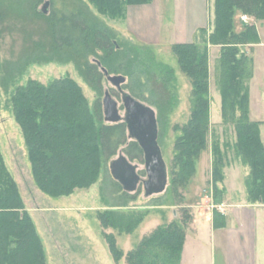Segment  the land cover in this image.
Here are the masks:
<instances>
[{
  "label": "trees",
  "instance_id": "obj_1",
  "mask_svg": "<svg viewBox=\"0 0 264 264\" xmlns=\"http://www.w3.org/2000/svg\"><path fill=\"white\" fill-rule=\"evenodd\" d=\"M80 1L73 5L63 1L61 8H53L46 17L51 50L46 52L43 41L35 42L36 52L48 56L41 58L35 53L34 57L26 60V67L43 63L45 59L50 61L49 56L65 55L71 57L86 83L96 93L103 94L105 75L102 69H105L110 75L122 73L127 76L123 90L144 104L155 105V94L150 84L157 78L143 62L153 61L146 59L139 48L128 49L120 44L117 34L88 13L87 5ZM153 2L87 0L100 16L116 22L127 18L128 8ZM214 8L210 33L202 29L201 40L173 46L178 64L191 82L192 94L188 123L174 128L179 135L174 145L171 188L177 192L189 186L197 173L201 155L208 149L209 138L213 136L211 153L215 205H220L226 194L223 183L230 152L247 172L244 184L249 203L264 205V143L261 123L250 118V82L254 77V67L253 59L245 48L258 44L260 38L254 24H246L243 31L237 32L236 22L238 12L255 21H264V0H215ZM36 15L44 16L41 13ZM205 35L208 37L205 38ZM209 45L220 48L217 84L221 96V117L224 124L234 127V143L222 144L211 132ZM91 57L97 60L91 62ZM2 82L7 85L6 79ZM163 90L165 93V88ZM6 94V110L21 129L33 181L46 196L60 199L71 197L77 191H89L99 183L105 162L118 155L122 148L123 154L132 161L144 162V152L137 142L129 139L127 125L107 124L103 102L98 99L91 105L83 88L74 79L66 77L48 85L31 79L25 85H14L12 91H6ZM167 97L168 93L161 95V99L167 100ZM166 103L168 109L160 108L161 118L167 117L175 106L172 98ZM125 196L132 201L136 199V196L131 197L127 193ZM119 208L109 206L97 213L100 226L105 231L103 237L115 263L119 264L125 258L128 264H181L187 226L192 221L187 210H184L181 222L159 226L125 254L118 247L117 237L106 231H118L121 236L132 234L149 213L129 214L119 212ZM215 216V228L225 227V218L217 210ZM0 264H48L43 240L1 149Z\"/></svg>",
  "mask_w": 264,
  "mask_h": 264
},
{
  "label": "rangeland",
  "instance_id": "obj_2",
  "mask_svg": "<svg viewBox=\"0 0 264 264\" xmlns=\"http://www.w3.org/2000/svg\"><path fill=\"white\" fill-rule=\"evenodd\" d=\"M63 1L68 2L69 5H73V3L79 4L77 0H0V149L8 169L20 185L26 207L30 211L43 240L48 255V264H118L112 259L107 242L103 237L105 231L100 226L97 213L105 211L109 206H118L120 207L119 212L129 214L149 213L144 222L132 234L121 236L118 231H106L107 234H114L117 237L118 247L125 254L132 251L144 237L152 234L159 226L168 225L175 221L181 222L184 217V210H187L192 217L191 223L187 226V232L189 233L197 216L195 214L196 209L189 206L199 204V206L205 207L206 210V208L209 209L211 206L207 200L211 197L213 199L210 185L212 177L210 159L213 136L209 138L207 151L200 157L198 175L196 174L191 179L186 189H179L177 192L173 191L171 188V168L174 157V145L179 135L174 128L176 126L182 127L188 123L191 114L192 94L191 82L182 72L178 59L173 52V46L180 44L175 40V29L174 32L169 33L167 26H165L163 38L159 44L142 42V40L140 41L139 38L134 37L126 29V19L119 22L109 20L100 16L96 9L87 3V0H81L80 2L87 5L89 12L85 8L84 10L97 17L114 31L120 44H123L128 49L134 48L136 50L139 48L140 53L146 59L150 58L153 61V63L148 60L143 62L148 66V71L157 78L156 80L153 79L154 81L150 84V89L155 94V105L145 104L153 108L157 113L159 145L168 166L169 184L163 194L149 198L145 197L143 184H141L136 193L125 192L122 186H119V183L114 180L110 170L111 162L118 158L120 153H123L122 148L118 155L105 162L99 183L89 191H77L71 197L60 199L44 195L33 181L21 129L13 116L6 110L8 101L6 91H12L14 85H25L31 79L48 85L55 80L69 77L83 88L91 105H94L98 99L103 102L105 92L111 91L113 97L119 102V107L123 106L117 89L112 87L106 77L103 83L104 91L100 95L86 83L82 72L71 60V57L53 55V58L49 56L50 61L45 59L43 63L31 64L26 67V60L28 61L31 56L34 57L35 53L39 54L38 56L41 55V58L48 56L36 52L34 44L41 40L45 44L46 52L51 50L50 36H48L49 26L46 17L51 14L54 7L61 8ZM156 1V5L161 12V18H158L161 22V27L162 23L165 25V22L170 20L167 12L173 14L174 18L178 4L187 0ZM189 1L193 3L195 10L197 0ZM46 4L49 5L46 6ZM208 8H211L212 14L214 0H208ZM36 13H41L44 16L38 17ZM175 25L176 20L172 23L173 28ZM212 27L210 25L205 29L209 30L208 32L210 33L213 29ZM201 30L197 33V41L203 38ZM204 37L207 38L208 35ZM212 47L209 45L212 97L211 132L221 140L222 144L227 142L234 143V127L224 124L221 117V96L217 84L220 74V48L217 47L213 50ZM210 49L212 51L211 55ZM247 52L249 53L250 50H247ZM95 60L97 59L94 57L90 58L91 62ZM158 65H161V67ZM116 75L125 76L122 73ZM125 77L128 78L127 76ZM5 79L7 85H3L2 80ZM164 88L166 90L165 93H168L167 100L161 99V95L165 94ZM263 93L264 79L261 73V79L255 87L254 119L264 120V103H261L259 99L260 96L264 98ZM169 95L170 98L174 99L175 106L167 117L161 118L159 117L160 108L168 109L166 101L170 99ZM121 115L125 116L124 110H121ZM260 132L264 143V123L260 126ZM131 162L138 166L140 176L146 180L145 162L140 160H131ZM235 162L234 154L230 152L225 173L227 174V182L231 183L230 189L233 190L234 195L235 190H239L242 179L244 180L247 176L246 170ZM236 164L240 168L235 169L237 167ZM235 183L239 186H235ZM125 193L131 197L136 196V199L134 201L128 199ZM129 214L126 215L130 216ZM119 264L128 263L124 258Z\"/></svg>",
  "mask_w": 264,
  "mask_h": 264
},
{
  "label": "crops",
  "instance_id": "obj_3",
  "mask_svg": "<svg viewBox=\"0 0 264 264\" xmlns=\"http://www.w3.org/2000/svg\"><path fill=\"white\" fill-rule=\"evenodd\" d=\"M156 4L157 1L154 0L150 5L128 8L126 29L142 42L159 44L167 26L169 33L174 32L175 29V40L178 43H192L197 41L199 30L213 26L215 8L212 9L211 14L208 0H197L195 10L189 0L179 3L174 18L173 14L167 12L170 20L165 22V25L162 23L161 27L158 19L161 18V12ZM175 20L176 25L173 28L172 23ZM236 22L237 32L243 31L246 24H254L259 33V43L245 48L250 50L254 67V77L250 82V118L254 122L263 124L264 120L254 119V106L255 87L261 79V73L264 79V21H255L238 12ZM212 48L214 50L217 47ZM259 99L264 103L262 96ZM212 160L211 153V174ZM198 166L199 162L197 175ZM236 168H240L239 165ZM226 177L225 173L223 186L226 194L220 205H215L211 197L207 200L211 205L209 209L205 210V207L199 204L189 206L196 209L197 216L187 234L181 264H264V205L249 203L243 179L240 186L235 183V186H239V190H235L234 195L233 190L230 189L231 183L227 182ZM16 182L18 183L17 180ZM210 185L213 192L212 177ZM215 210L225 218V227L215 228Z\"/></svg>",
  "mask_w": 264,
  "mask_h": 264
},
{
  "label": "water",
  "instance_id": "obj_4",
  "mask_svg": "<svg viewBox=\"0 0 264 264\" xmlns=\"http://www.w3.org/2000/svg\"><path fill=\"white\" fill-rule=\"evenodd\" d=\"M102 72L112 87L120 93L123 105L119 107V102L111 92L106 91L103 100L105 122L112 125L120 123L127 125L129 139L137 142L144 152L147 179L144 180L140 176L138 166L123 153L111 162V174L127 193H136L143 184L145 197L161 195L168 187L169 172L159 145L157 113L123 90L127 82L125 76H112L105 69H102ZM121 110H124L125 116L121 115Z\"/></svg>",
  "mask_w": 264,
  "mask_h": 264
}]
</instances>
